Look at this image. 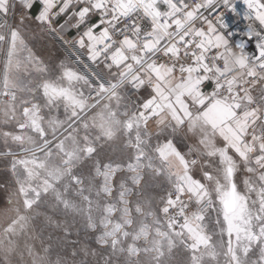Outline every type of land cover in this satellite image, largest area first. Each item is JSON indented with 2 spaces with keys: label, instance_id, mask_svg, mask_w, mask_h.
<instances>
[{
  "label": "snow or ice",
  "instance_id": "obj_1",
  "mask_svg": "<svg viewBox=\"0 0 264 264\" xmlns=\"http://www.w3.org/2000/svg\"><path fill=\"white\" fill-rule=\"evenodd\" d=\"M240 3L243 34L225 19L241 15L238 0H0V157L14 178L0 264H86L81 253L94 264H264V0ZM32 23L101 70L77 56L87 74L64 62L51 72L24 38ZM129 87L145 96L122 107ZM116 142L127 155L102 163ZM161 176L163 194L145 195ZM45 196L82 215L99 250L53 261L33 223H57L38 210Z\"/></svg>",
  "mask_w": 264,
  "mask_h": 264
},
{
  "label": "rangeland",
  "instance_id": "obj_2",
  "mask_svg": "<svg viewBox=\"0 0 264 264\" xmlns=\"http://www.w3.org/2000/svg\"><path fill=\"white\" fill-rule=\"evenodd\" d=\"M45 34L50 33L41 31L38 23H32L27 27V30L23 32V35H29L32 37L28 40H30L34 46L40 48L34 53L42 59L51 72H58L59 65L61 62H64L68 66L87 74L88 70L81 68L78 64H76L67 51L60 46L58 41L55 45L50 42H38L41 40L39 37ZM0 63L3 65V57H0ZM35 76L36 73L32 68H29L27 71L22 70L20 72V78L25 84L34 79ZM59 116L61 119H64L62 108L60 109ZM81 135H83L82 130ZM0 150H3L2 145H0ZM126 155L127 154L124 153L119 142L106 144L100 151V159L102 163H107L110 160L118 161L124 159ZM10 159V157H0V205L6 203L7 194L14 185V178L12 177L10 170ZM88 169L89 165L85 164L78 171L86 175ZM166 188L167 182L163 176L162 179L149 178L148 182L144 185V193L145 195L159 196L163 194V191ZM43 199L48 203H41L38 210L52 216L57 223H47L44 216L37 217L33 223L37 226V230L41 232L40 240H42L45 245L50 246V257L53 261H55L58 257H70V252L73 248L79 249L85 245L89 248H96L99 250V246L95 242V233L90 232L85 227V221L82 215H76L71 212L66 213L62 206L53 209L48 206L52 203L51 198L49 196H45ZM213 219L214 215L209 218L210 228H212L211 221ZM19 239L22 245L24 237H20ZM36 243L39 247L40 241H37ZM25 258L27 259V257ZM182 258L183 257L180 255L177 256V259ZM74 259L77 261L85 260L86 264H94L99 257H92L90 255L85 257L81 253Z\"/></svg>",
  "mask_w": 264,
  "mask_h": 264
},
{
  "label": "crops",
  "instance_id": "obj_3",
  "mask_svg": "<svg viewBox=\"0 0 264 264\" xmlns=\"http://www.w3.org/2000/svg\"><path fill=\"white\" fill-rule=\"evenodd\" d=\"M35 11V9H34ZM61 23L63 22L62 20L60 21ZM77 32L75 29H69L66 33H64V37L68 38L69 40H71L74 36H76ZM24 38L28 44V46L33 50V52H36L37 50H39L40 48L37 47V46H34L33 43L28 40V39H31L32 37L29 36V35H24ZM41 38L40 41L38 42H44V43H47V42H50V43H53L54 45L56 44L57 42V39L56 37H54L53 35L51 34H45L43 36H40L39 39ZM80 55H82L83 57V60H84V64H88L89 68L93 71H100L102 66L101 67H97V65L93 64L91 61L88 60L87 58V55H86V52L85 50H81L80 51ZM106 71V70H105ZM207 87H205V91ZM145 92L146 90L145 89H141L139 92H137L135 89H132L131 87H129L127 90H126V96H127V99L122 102V107H123V104L125 103H141L144 96H145ZM174 142L176 143L178 149L182 152H187L188 150V146L191 145L194 141L193 139L191 138V136H185L182 132L177 134L174 138ZM243 175L244 173L241 172L238 176H237V181L238 183L240 181H242V178H243ZM157 178H160L162 179V176L161 177H157ZM167 187H168V184H167ZM212 215L215 216V214L213 213Z\"/></svg>",
  "mask_w": 264,
  "mask_h": 264
},
{
  "label": "built area",
  "instance_id": "obj_4",
  "mask_svg": "<svg viewBox=\"0 0 264 264\" xmlns=\"http://www.w3.org/2000/svg\"><path fill=\"white\" fill-rule=\"evenodd\" d=\"M221 10H223V9H221ZM238 10L241 12V15L237 16L234 13L226 12L225 13V19H226V22L229 25V31H233V32L239 31L241 34H243L247 30L246 29V25H247L248 21L244 20V18H243L242 13H243V10H244V5L242 3H240V0H238ZM56 39L59 42L60 46L63 49H65L67 51V53L71 56V58L74 60L75 63H76V57L77 56H79L80 60L83 61V63H84L83 57H82V55H80V52H77L74 47H72L70 45H66L58 37H56ZM65 39H68V38L65 37ZM250 50L251 51L255 50V45L254 44L250 45ZM76 64H78L81 68H84L83 64H79V63H76ZM2 70H3V65L0 63V73H2ZM206 85H207L206 86L207 87L206 90L207 91H211L212 90L211 83L210 82H206Z\"/></svg>",
  "mask_w": 264,
  "mask_h": 264
}]
</instances>
